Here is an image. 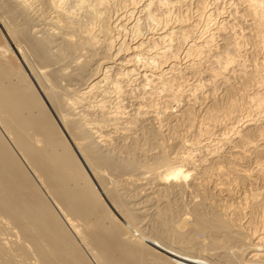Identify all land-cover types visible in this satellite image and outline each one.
Listing matches in <instances>:
<instances>
[{"label":"bare ground","instance_id":"1","mask_svg":"<svg viewBox=\"0 0 264 264\" xmlns=\"http://www.w3.org/2000/svg\"><path fill=\"white\" fill-rule=\"evenodd\" d=\"M0 264H264V0H0Z\"/></svg>","mask_w":264,"mask_h":264}]
</instances>
